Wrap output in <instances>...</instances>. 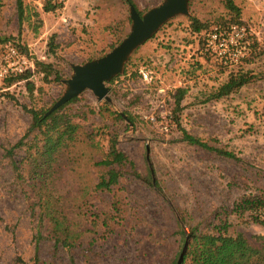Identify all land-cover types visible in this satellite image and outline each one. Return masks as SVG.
Segmentation results:
<instances>
[{
    "label": "rangeland",
    "instance_id": "1",
    "mask_svg": "<svg viewBox=\"0 0 264 264\" xmlns=\"http://www.w3.org/2000/svg\"><path fill=\"white\" fill-rule=\"evenodd\" d=\"M134 1L144 14L164 0ZM235 2L248 29L247 54L237 64L227 66L206 52L204 37L191 28V16L208 22L210 29L229 28L232 14L224 0H189L188 14L169 18L133 52L123 73L105 81L111 100L86 89L67 104L64 110L80 124L74 146L81 159H62L55 186L69 209L67 220L83 231L68 251L55 246L51 222L35 205L24 148H17L13 157L6 149L30 126L32 115L25 106L50 109L63 95L75 65L105 56L129 35L130 3L67 0L51 3L56 8L47 11V0H24L20 19L17 0H0V60L9 44L17 46L35 84L31 92L25 81L8 84L15 71L0 75V264H32L38 241L39 264H172L182 245L181 225L187 232L194 226L212 231L225 220L230 234L242 233L253 245L264 242L263 225L251 221L248 213L232 211L243 195L264 193V39L256 34L254 21L264 16V0ZM36 59L53 63L56 72L46 78L36 71ZM241 69L258 78L211 99ZM178 87L188 88L181 102L183 127L238 159L183 140L172 113ZM109 133L117 134L119 149L135 166L126 164L113 191L94 192L78 211L84 187L97 182L101 173L88 158L107 152ZM150 169L157 186L149 182ZM104 212L115 215L106 224Z\"/></svg>",
    "mask_w": 264,
    "mask_h": 264
},
{
    "label": "trees",
    "instance_id": "2",
    "mask_svg": "<svg viewBox=\"0 0 264 264\" xmlns=\"http://www.w3.org/2000/svg\"><path fill=\"white\" fill-rule=\"evenodd\" d=\"M128 3L142 14L137 3L134 0H126ZM225 7L231 12L230 24H245L242 18V9L235 0H224ZM17 7L20 19H23L25 13L24 0H17ZM45 10L50 11L56 8L50 2L45 6ZM191 28L194 33L200 37H206L211 30L208 22H202L195 16L190 17ZM226 23V22H225ZM222 26V25H220ZM4 41V38L1 39ZM36 71L44 73L49 77L56 72L53 63H47L35 60ZM33 72L26 70L8 79L11 85L17 81H25L28 90L33 92L35 84L31 80ZM258 76L252 70H238L232 72L226 82L221 84L216 91L211 94V99H219L227 96L244 85L256 80ZM188 92L187 87H178L174 94L173 118L174 123L182 133L183 140L190 144L197 145L204 149L212 150L220 155L238 159V157L229 150L215 147L208 141L195 136L183 127L180 119L182 110L181 102ZM74 97L59 108L49 111L46 109H36L24 107L31 115L32 120L25 135L6 149V154L13 157L17 148H24L25 162L27 163L28 179L36 197L35 205L38 207L39 214L47 217L51 222V237L55 246L63 247L70 251L82 237V230L76 229L72 222L67 220L69 209L62 202L61 195L56 189V170L62 159L74 161L81 159L80 151L75 150L74 144L78 141L80 124L75 121L71 114L64 109L67 104L78 100ZM120 119H123L121 113H117ZM130 122L134 123V118L128 114ZM89 135H92L89 133ZM109 149L100 158L94 155L88 158L93 166L100 169L97 182L86 184L82 191L81 200L76 207L78 211H83L85 206L91 201V196L98 190L113 191V187L119 185L123 175V168L126 164L134 167V162L129 156L119 149L117 134L109 133ZM91 138V136H90ZM25 139H27L25 141ZM135 175H139L135 172ZM149 182L157 186L152 177L150 169ZM261 191V190H260ZM113 203L114 211L119 209V199L114 193ZM238 216H244L248 213L251 221L264 226V193L245 194L235 201L233 210ZM104 224L115 215L104 212ZM100 217V215H98ZM182 245L172 264H264V242L258 246L253 245L242 233L230 234L227 220L215 225L212 231L201 230L198 226L191 227L187 232L181 225ZM264 240V235L260 236ZM39 240V238H38ZM183 259L180 261V256ZM32 264H39V241L36 244L35 255ZM22 264H30L22 260Z\"/></svg>",
    "mask_w": 264,
    "mask_h": 264
},
{
    "label": "water",
    "instance_id": "3",
    "mask_svg": "<svg viewBox=\"0 0 264 264\" xmlns=\"http://www.w3.org/2000/svg\"><path fill=\"white\" fill-rule=\"evenodd\" d=\"M130 11L133 22L129 35L105 56L83 65H75L74 73L67 79L63 95L47 114L77 97L86 89H91L99 99L111 100L105 81L123 73L125 64L133 52L169 18L177 14H188L189 0H164L144 14H140L135 6L130 4ZM182 259L183 254L180 256V261Z\"/></svg>",
    "mask_w": 264,
    "mask_h": 264
},
{
    "label": "built area",
    "instance_id": "4",
    "mask_svg": "<svg viewBox=\"0 0 264 264\" xmlns=\"http://www.w3.org/2000/svg\"><path fill=\"white\" fill-rule=\"evenodd\" d=\"M47 1L54 4H65L67 2V0ZM247 31V27L242 24H231L227 29L214 27L208 32L204 39V50L220 58L222 63L227 66L237 64L247 54V41L245 40V36L248 33ZM27 62L25 55L20 53L17 46L9 44L6 54H4L2 60H0V75L5 76L9 74L10 71H15L17 74L19 72L22 73L27 70L23 67ZM31 67H33L32 64ZM144 75L147 76L145 72ZM160 91H164V89L162 88ZM162 103H164V100H162L161 106H163ZM167 116L169 115L166 114V116L163 117ZM150 118L152 120L155 119L153 116H150Z\"/></svg>",
    "mask_w": 264,
    "mask_h": 264
},
{
    "label": "crops",
    "instance_id": "5",
    "mask_svg": "<svg viewBox=\"0 0 264 264\" xmlns=\"http://www.w3.org/2000/svg\"><path fill=\"white\" fill-rule=\"evenodd\" d=\"M257 7L262 8L261 5H257ZM254 21H256L255 25L258 27V29L256 30V34L260 39H264V33L261 35V33L263 32L262 29H264V16L262 14L260 16L258 15V18L256 16Z\"/></svg>",
    "mask_w": 264,
    "mask_h": 264
}]
</instances>
